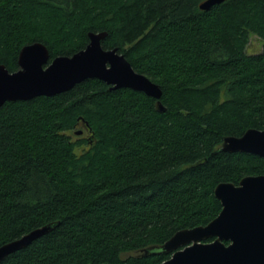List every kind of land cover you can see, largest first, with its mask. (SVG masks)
Here are the masks:
<instances>
[{"label": "trees", "instance_id": "trees-1", "mask_svg": "<svg viewBox=\"0 0 264 264\" xmlns=\"http://www.w3.org/2000/svg\"><path fill=\"white\" fill-rule=\"evenodd\" d=\"M0 0V63L43 41L72 55L107 30L157 99L88 78L0 108V245L58 224L0 264H159L146 253L221 211L214 190L264 173V157L219 150L264 129V0ZM83 121V122H82ZM88 122V123H87ZM83 135L77 131L84 128ZM211 239H208L210 241Z\"/></svg>", "mask_w": 264, "mask_h": 264}, {"label": "water", "instance_id": "water-1", "mask_svg": "<svg viewBox=\"0 0 264 264\" xmlns=\"http://www.w3.org/2000/svg\"><path fill=\"white\" fill-rule=\"evenodd\" d=\"M224 1L202 0L199 7L209 10ZM108 33L107 30L89 31V42L84 48L72 55L53 58L43 41L22 46L17 58L18 69L10 70L5 63H0V108L7 101L56 95L88 78H98L112 89L125 87L142 91L157 99L158 109L165 110L161 85L137 71L118 47L104 48L103 40ZM82 133L83 129L77 131ZM219 150L264 157V129L251 127L240 136L226 135ZM214 193L222 204L214 219L206 225L179 230L165 243L144 251L172 253L159 264H264V173L247 175L238 184L221 182ZM57 224L58 221L50 222L0 245V263Z\"/></svg>", "mask_w": 264, "mask_h": 264}, {"label": "rangeland", "instance_id": "rangeland-1", "mask_svg": "<svg viewBox=\"0 0 264 264\" xmlns=\"http://www.w3.org/2000/svg\"><path fill=\"white\" fill-rule=\"evenodd\" d=\"M263 46H264L263 39L260 38L257 34L251 32L249 35L247 50H249V52L257 53L263 49Z\"/></svg>", "mask_w": 264, "mask_h": 264}, {"label": "flooded vegetation", "instance_id": "flooded-vegetation-1", "mask_svg": "<svg viewBox=\"0 0 264 264\" xmlns=\"http://www.w3.org/2000/svg\"><path fill=\"white\" fill-rule=\"evenodd\" d=\"M83 122V121H82ZM86 125H85V123H84V125H83V128H84V131H83V133L82 134H80V135H83L85 132H86V127H85Z\"/></svg>", "mask_w": 264, "mask_h": 264}]
</instances>
